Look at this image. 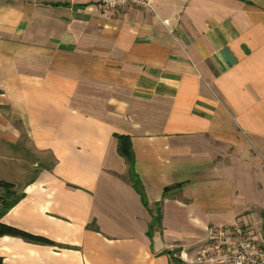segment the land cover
Listing matches in <instances>:
<instances>
[{
	"label": "crops",
	"instance_id": "crops-1",
	"mask_svg": "<svg viewBox=\"0 0 264 264\" xmlns=\"http://www.w3.org/2000/svg\"><path fill=\"white\" fill-rule=\"evenodd\" d=\"M0 179V222L47 240L0 235L1 264H196L213 230L261 240L264 0H0Z\"/></svg>",
	"mask_w": 264,
	"mask_h": 264
},
{
	"label": "built area",
	"instance_id": "built-area-1",
	"mask_svg": "<svg viewBox=\"0 0 264 264\" xmlns=\"http://www.w3.org/2000/svg\"><path fill=\"white\" fill-rule=\"evenodd\" d=\"M152 0H98L105 11H117L130 8L150 9ZM225 228L210 232L211 243L202 247L191 259L196 264H264V237L256 241L239 233L236 239H226ZM187 259L186 253L180 254Z\"/></svg>",
	"mask_w": 264,
	"mask_h": 264
},
{
	"label": "trees",
	"instance_id": "trees-1",
	"mask_svg": "<svg viewBox=\"0 0 264 264\" xmlns=\"http://www.w3.org/2000/svg\"><path fill=\"white\" fill-rule=\"evenodd\" d=\"M116 137L118 138V143H119L118 144V150H119L120 154H122L124 156V158L126 159L128 165H129V175L134 182V187L138 190V192L141 195L142 201L145 203L143 193L139 189V181H138L137 175L133 171V167H132L133 154H132V150L130 147L129 139L127 136H124V135H116ZM13 186L14 185L12 183H9V182H6V181L0 179V188L5 190L6 193H9V194L13 193V191H12ZM14 202H15V200H11L7 204H5L2 208V211L9 208ZM159 223H160V212H159V209H157L156 214L154 216H152V221L148 227V234L149 235H151L154 226L159 225ZM0 235L19 236L25 240L34 241V242H47V240H45L43 238L31 235L30 233L19 230L15 227H12L10 225H6V224L1 223V222H0ZM0 264H1V260H0Z\"/></svg>",
	"mask_w": 264,
	"mask_h": 264
},
{
	"label": "rangeland",
	"instance_id": "rangeland-1",
	"mask_svg": "<svg viewBox=\"0 0 264 264\" xmlns=\"http://www.w3.org/2000/svg\"><path fill=\"white\" fill-rule=\"evenodd\" d=\"M15 193L16 192L9 194V193H6L5 190L0 188V210L3 208L5 204L10 202L12 199H14V197L16 196Z\"/></svg>",
	"mask_w": 264,
	"mask_h": 264
}]
</instances>
